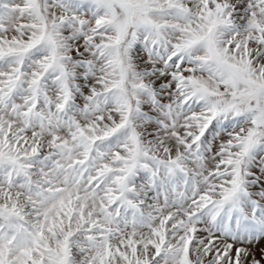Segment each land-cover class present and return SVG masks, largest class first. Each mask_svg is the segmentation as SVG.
I'll return each instance as SVG.
<instances>
[{"label": "snow or ice", "instance_id": "1", "mask_svg": "<svg viewBox=\"0 0 264 264\" xmlns=\"http://www.w3.org/2000/svg\"><path fill=\"white\" fill-rule=\"evenodd\" d=\"M0 264H264V0H0Z\"/></svg>", "mask_w": 264, "mask_h": 264}]
</instances>
